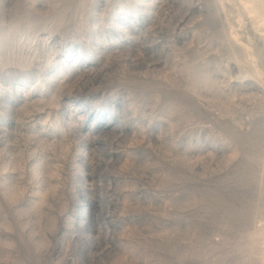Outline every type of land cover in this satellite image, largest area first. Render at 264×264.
Listing matches in <instances>:
<instances>
[{
	"label": "rangeland",
	"instance_id": "374dc122",
	"mask_svg": "<svg viewBox=\"0 0 264 264\" xmlns=\"http://www.w3.org/2000/svg\"><path fill=\"white\" fill-rule=\"evenodd\" d=\"M251 26L239 0H0V264H264Z\"/></svg>",
	"mask_w": 264,
	"mask_h": 264
},
{
	"label": "bare ground",
	"instance_id": "6f19581e",
	"mask_svg": "<svg viewBox=\"0 0 264 264\" xmlns=\"http://www.w3.org/2000/svg\"><path fill=\"white\" fill-rule=\"evenodd\" d=\"M227 1H231V0H227ZM239 2H240V5H241V7H242V9L244 10V12H245V14L249 17V19H250V22H251V27L255 30V31H257L260 27H264V0H239ZM238 18H240V15L238 16ZM239 21V27H242L243 26V23H242V21L239 19L238 20ZM237 36H238V34H234V38L237 40V41H239L238 39H237ZM22 40H24V39H22V37L20 38V39H18L17 41L15 40V44L14 45H17V47H19V49H20V51H22L23 53V55H26V56H28V55H30V53H31V49L32 48H30V46L32 45V42H33V39H31V40H28V41H26V40H24V41H22ZM25 41H26V43H25ZM9 42H12L11 40L9 41H7V44H9ZM13 43V42H12ZM4 45H6L5 43H4ZM4 45H1V46H4ZM11 45V44H10ZM0 46V51H2L1 49H2V47ZM13 47V46H12ZM16 47V48H17ZM245 47L247 48V49H249V46H247V45H245ZM7 49V48H6ZM10 50V49H9ZM12 50H13V48H12ZM24 50V51H23ZM20 51H19V53L18 54H21L20 53ZM2 54H4V53H2ZM1 55V54H0ZM9 55H10V53H9ZM3 56V55H2ZM5 56H6V54H5ZM33 56V55H32ZM247 56L248 57H250V58H253V56L252 55H250V54H247ZM7 57V56H6ZM19 57H21V56H19ZM27 58V57H26ZM0 60H2V58L0 57ZM256 72V74L257 75H260V72L258 71V70H256L255 71ZM243 76H241V78H242ZM58 86V85H57ZM56 88V87H55ZM56 89H58V91H60L61 90V87L60 86H58ZM58 93V92H57ZM55 98H57V97H55ZM52 100H53V98H52ZM54 101V100H53ZM50 105H53V103H52V101L50 102ZM86 107V106H85ZM104 124V123H103ZM108 125V124H107ZM104 126H105V124L104 125H100L99 127H98V129H97V131L99 132V133H103L104 131H102L103 129H104ZM94 141V139H91V141ZM91 145H92V143H90Z\"/></svg>",
	"mask_w": 264,
	"mask_h": 264
}]
</instances>
